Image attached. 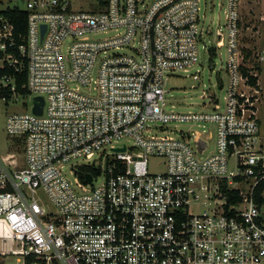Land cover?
I'll return each mask as SVG.
<instances>
[{
  "label": "built area",
  "instance_id": "obj_1",
  "mask_svg": "<svg viewBox=\"0 0 264 264\" xmlns=\"http://www.w3.org/2000/svg\"><path fill=\"white\" fill-rule=\"evenodd\" d=\"M243 1L228 0L226 35L210 46L201 0H0V100L33 97L6 121L25 164L0 157V264H264V45H243ZM15 10L23 36L6 17ZM225 45V105L204 94L209 111H169L170 75ZM172 123L204 131L151 134ZM207 130L217 145L202 158Z\"/></svg>",
  "mask_w": 264,
  "mask_h": 264
},
{
  "label": "rangeland",
  "instance_id": "obj_2",
  "mask_svg": "<svg viewBox=\"0 0 264 264\" xmlns=\"http://www.w3.org/2000/svg\"><path fill=\"white\" fill-rule=\"evenodd\" d=\"M97 0H72L74 10H90L95 6ZM24 8L22 3L19 4ZM228 9V0H201L200 21L202 26L212 31V35L207 37L210 40L209 45H216L218 40V31H222L226 35L225 24ZM242 13L245 29L243 32L245 46L262 48L264 45V24L260 21V17L264 14V0H244L242 4ZM116 34L115 31L101 32L93 35L96 40H105ZM127 52L126 50L117 51L109 50L108 53ZM229 54L227 46L218 48L214 56L202 50L200 53V61L191 68L189 72H179L170 75L166 82V88L170 91L168 94L169 111L175 113H200L209 111L212 103L208 98L203 99V95L211 96L213 100L219 101L222 106L225 105V97L227 96V86L229 82L227 66ZM33 97H20L16 102L5 104L0 100V157L14 154L16 165L11 168L21 169L24 167V141L8 134L6 130L7 117L12 113H27L31 111ZM209 107V109L207 108ZM161 127V126H159ZM166 133L153 131L151 134L158 136L180 137L181 133L191 134L192 132H203L204 128L194 123H172L164 125ZM207 128V127H206ZM203 134V138L208 142V150L200 157L205 158L215 150L217 138L214 131H211L212 137L209 139L210 132L207 130ZM131 146L130 141H123L119 144ZM194 149L195 143L191 140ZM84 164V160L77 162ZM161 160L158 158L151 159V171L159 173L163 170L160 167ZM69 166L64 168V173L70 176ZM98 183L100 181H97ZM96 182V185L98 184ZM37 198L41 204L48 203L49 200L43 190L37 194Z\"/></svg>",
  "mask_w": 264,
  "mask_h": 264
},
{
  "label": "trees",
  "instance_id": "obj_3",
  "mask_svg": "<svg viewBox=\"0 0 264 264\" xmlns=\"http://www.w3.org/2000/svg\"><path fill=\"white\" fill-rule=\"evenodd\" d=\"M6 17L9 18L13 24H15L17 34H21L22 36L26 34V30H27V15H26V13L19 11V10H15V11L7 12ZM5 73L6 72L0 71V75H3ZM26 81H27V74H26V72H24L19 77V86H22ZM20 91L25 95H29L26 90H21V88H20ZM20 140H22V139H20ZM261 194H263V190H260V192L258 193L257 200H258V202H260L261 205H263L264 204V198L261 197Z\"/></svg>",
  "mask_w": 264,
  "mask_h": 264
},
{
  "label": "water",
  "instance_id": "obj_4",
  "mask_svg": "<svg viewBox=\"0 0 264 264\" xmlns=\"http://www.w3.org/2000/svg\"><path fill=\"white\" fill-rule=\"evenodd\" d=\"M45 31H46V26H43V34L45 33ZM44 104H45V102H44V99L42 98V97H36L35 99H34V110H33V112L36 114V115H42L43 114V107H44ZM87 180L89 181V182H91L92 181V177L91 176H87Z\"/></svg>",
  "mask_w": 264,
  "mask_h": 264
}]
</instances>
